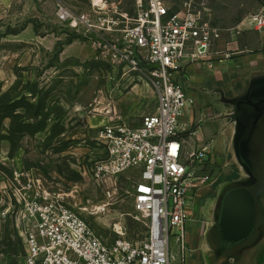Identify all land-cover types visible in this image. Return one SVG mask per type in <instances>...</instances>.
Segmentation results:
<instances>
[{"label": "rangeland", "instance_id": "1", "mask_svg": "<svg viewBox=\"0 0 264 264\" xmlns=\"http://www.w3.org/2000/svg\"><path fill=\"white\" fill-rule=\"evenodd\" d=\"M92 1L0 0V264H23L25 234L33 222L28 204L38 196L40 182L50 192L65 195L72 209L110 242H142L149 234L145 220H139L134 209L137 171L118 175L109 184H98L85 173V168L105 158L99 138L106 125L124 122L137 127L157 105L152 88L129 77L138 73L115 67L94 47L91 37L73 31L58 18L60 4L88 12ZM108 1L130 18L135 16L136 0ZM166 1L172 11L188 2L205 7L213 24L223 29L237 26L261 4L259 0ZM240 42L247 49L242 56L257 55L264 63V34L251 33ZM246 67L235 58L213 68L194 66L179 76L196 103L182 120L184 126L189 125L185 136L195 144H213L218 150L213 152L212 167L220 179L188 199V211L195 221L186 227V243L195 259H204L205 253L203 240L196 241L199 226L207 233L222 186L240 176L231 152L232 126L214 140L204 130L228 120L222 117L230 109L214 91L222 88L228 96L235 95L254 73L264 72L250 74L244 72ZM193 70L221 86L197 87L190 77L195 75ZM133 88L146 94L132 98L129 92ZM210 113H220L221 118L211 119ZM179 234L177 228L172 230L173 255L179 252Z\"/></svg>", "mask_w": 264, "mask_h": 264}, {"label": "built area", "instance_id": "2", "mask_svg": "<svg viewBox=\"0 0 264 264\" xmlns=\"http://www.w3.org/2000/svg\"><path fill=\"white\" fill-rule=\"evenodd\" d=\"M259 1L257 10L230 29L215 26L208 9L189 2L172 11L166 0H136L133 18L108 0H93L88 12L59 5L62 23L91 37L115 67L138 73L129 77L144 81L156 96L155 112L139 126L122 122L102 129L99 146L105 158L85 168L98 184L138 172L134 209L149 234L142 242H110L72 209L65 195L40 182L38 196L28 204L33 222L25 234L23 264H188L192 250L186 227L195 221L188 199L217 182L220 174L212 167L210 145L185 136L189 127L182 120L196 103L179 76L194 66L213 68L245 54L241 38L264 34V0ZM174 228L180 233L177 255L170 250Z\"/></svg>", "mask_w": 264, "mask_h": 264}, {"label": "water", "instance_id": "3", "mask_svg": "<svg viewBox=\"0 0 264 264\" xmlns=\"http://www.w3.org/2000/svg\"><path fill=\"white\" fill-rule=\"evenodd\" d=\"M233 128L231 152L240 176L222 186L205 235L209 264H243L264 244V72L254 73L243 89L228 96ZM209 159V156L206 158Z\"/></svg>", "mask_w": 264, "mask_h": 264}, {"label": "crops", "instance_id": "4", "mask_svg": "<svg viewBox=\"0 0 264 264\" xmlns=\"http://www.w3.org/2000/svg\"><path fill=\"white\" fill-rule=\"evenodd\" d=\"M236 60L238 61V63H242L244 66H247L244 69V72H248L251 74L255 70L264 71V63H263V61H261V58L258 57L257 55H255V56H240L239 58H236ZM193 71L195 72V75L190 76V77L192 78V82L195 83V85H197V87L202 86L203 84H208V83L210 85H212L213 87L214 86H221L220 84L212 83L209 79L205 78V75H201V76L198 75L197 70H193ZM203 77L205 78L204 80H202ZM193 85L194 84H192V86ZM145 90L147 91L146 87H145ZM146 91H143V94H142L141 90H138V88H133V91L129 92V95H131L132 98L137 96V95L144 96V94H146ZM209 116L211 117V119H214V118L220 119L221 118V117H218V116H220V113H218L216 116H214L213 114L210 113ZM223 118L225 119V117H222V119ZM192 120H193V117H192ZM227 122H228V120H227ZM227 122L225 121V123L219 127L215 124H210L209 128L207 127L204 130L206 131V134L212 140H214L215 138H218L220 136V134H223L225 132V130L229 127V124ZM188 127H189V125H188ZM210 148H211L212 152L217 153L218 150H216V147H214L213 144L212 145L210 144ZM204 190L207 191L208 189L206 188ZM204 190H202V191H204ZM202 191H200V192H202ZM192 197L196 198L197 196H192ZM202 228H203V226H201V227L199 226V231L197 233L198 239H196V241H197V243H199L201 240H203L202 244H203L204 251H205L204 259H201L200 257L198 259H195V258H193L192 253H190V255L187 259L188 264H209V262L206 259V254H207V248H206V242H205L206 229L205 228L202 229ZM198 248L193 249V251L196 252L198 250ZM263 259H264V244L248 260H245L243 262V264H264Z\"/></svg>", "mask_w": 264, "mask_h": 264}, {"label": "bare ground", "instance_id": "5", "mask_svg": "<svg viewBox=\"0 0 264 264\" xmlns=\"http://www.w3.org/2000/svg\"><path fill=\"white\" fill-rule=\"evenodd\" d=\"M120 228V227H119Z\"/></svg>", "mask_w": 264, "mask_h": 264}]
</instances>
